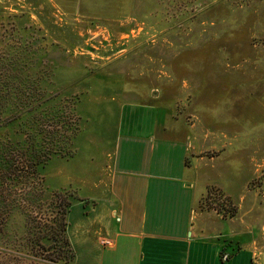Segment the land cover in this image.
<instances>
[{
  "label": "rangeland",
  "instance_id": "rangeland-1",
  "mask_svg": "<svg viewBox=\"0 0 264 264\" xmlns=\"http://www.w3.org/2000/svg\"><path fill=\"white\" fill-rule=\"evenodd\" d=\"M11 36L53 68L80 131L36 177L0 173V264H68L59 213L82 201L68 184L92 176L120 105L165 114L207 184L199 207L223 232L241 222L264 264V0H0V47Z\"/></svg>",
  "mask_w": 264,
  "mask_h": 264
},
{
  "label": "crops",
  "instance_id": "crops-1",
  "mask_svg": "<svg viewBox=\"0 0 264 264\" xmlns=\"http://www.w3.org/2000/svg\"><path fill=\"white\" fill-rule=\"evenodd\" d=\"M119 108L104 160L96 151L92 176L68 184L82 200L68 214L70 264H252L244 225L223 232L228 221L199 207L207 184L187 166L181 132L154 106Z\"/></svg>",
  "mask_w": 264,
  "mask_h": 264
},
{
  "label": "trees",
  "instance_id": "trees-1",
  "mask_svg": "<svg viewBox=\"0 0 264 264\" xmlns=\"http://www.w3.org/2000/svg\"><path fill=\"white\" fill-rule=\"evenodd\" d=\"M3 41L0 47V131L4 134L0 137V166L8 168L0 169V173L9 177H36L38 169L51 157L67 156V148L79 134L80 119L75 113V103L67 111L68 99L54 92L53 68L39 62L32 44L15 36L9 40L4 37ZM71 206L69 202L66 209L60 210L59 232H52L66 248L65 263L68 264L75 258L67 235L66 215Z\"/></svg>",
  "mask_w": 264,
  "mask_h": 264
}]
</instances>
